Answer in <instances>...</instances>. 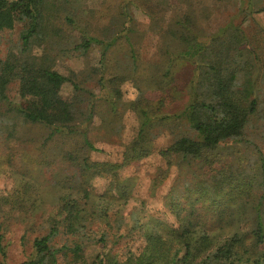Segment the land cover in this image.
<instances>
[{
    "label": "trees",
    "instance_id": "1",
    "mask_svg": "<svg viewBox=\"0 0 264 264\" xmlns=\"http://www.w3.org/2000/svg\"><path fill=\"white\" fill-rule=\"evenodd\" d=\"M48 4L47 0H0V34L13 29L16 22H24L21 36L22 49L26 51L31 39L41 31ZM219 32L209 42L192 33L182 34L188 46L179 56H190L196 66L186 91L179 90L176 83L177 58L173 57L167 63L164 59V72L159 77L151 73L143 81L148 83L136 85L141 92L129 103L122 102L123 93L118 87L123 76L107 79L104 60L95 68L101 91L96 94L78 81L76 74L64 75L13 53L0 58V134L6 123L7 128H12L5 130L6 136L15 137L21 122L48 130L42 146L60 137L77 141L49 156L52 160L60 157L73 170L64 177H46V184L34 175V171L44 172L46 163L35 162L25 154L23 165L18 167L17 155L11 154L8 147H0V168L19 178L12 192L0 193L1 253L5 252L3 234L9 229L8 222L14 220L24 227L20 228L24 230L22 238L33 235V254L20 264L87 263V243L96 241L106 247L110 234L114 233V241L119 242L134 231L141 241L136 249L126 248L125 242L115 252H98L88 263L264 264V151L255 141L261 128L255 122L260 119L264 123V55L249 41L243 28L229 25ZM103 43L98 37H88L75 42L72 49L85 54L94 44ZM110 47L103 46V59ZM136 57L134 52L133 72L139 73L141 64ZM86 73L85 80L93 75ZM126 76L138 84L142 81L133 73ZM15 79H19L20 86L11 97L10 85ZM67 83L73 87L72 98L62 95ZM184 93H189L187 104L172 110L167 104L169 97L179 99ZM100 99L108 102L116 114L119 101L137 111L139 129L121 161L90 157V151L100 150L90 139L88 127ZM84 100L89 101L87 107L81 104ZM11 117L14 119L10 123ZM170 122L184 124V132L179 131L166 147L154 148L153 140L160 127ZM152 155L160 157L167 167L151 177L153 191L172 168H179L174 183L177 185L165 196V205L176 217V225L154 215L142 217L146 203L142 199L138 200L139 209L128 214L129 219L124 213L126 206L137 200L134 188L138 179L137 174L125 169ZM99 176L106 179L101 193L93 185ZM179 185H184L178 189L181 193H177ZM50 194L54 195L56 212L44 219L42 233L34 234L36 225L31 214ZM99 224H105L107 229H101ZM113 228L115 232H109ZM120 230L124 231L119 233ZM63 236L64 242L58 244L56 240Z\"/></svg>",
    "mask_w": 264,
    "mask_h": 264
},
{
    "label": "rangeland",
    "instance_id": "2",
    "mask_svg": "<svg viewBox=\"0 0 264 264\" xmlns=\"http://www.w3.org/2000/svg\"><path fill=\"white\" fill-rule=\"evenodd\" d=\"M47 2L49 4L43 11L41 31L31 39L30 47L26 51L22 49L21 32L25 23L16 22L13 29H7L0 34V58H6L13 53L22 60H35L64 75L76 74L75 78L96 94H100L101 91L98 84L99 74L95 68L101 66L100 62L104 60L103 71L107 79L123 76L118 80V87L123 93L122 102L124 103L135 100L141 92L136 85L142 86L148 83L149 81H143L151 73L158 74L159 77L164 72V59L167 63V60L173 57L177 58L176 83L179 90L186 91L194 77L196 66L191 61L192 59H189L190 56H179V52L188 46L182 40L183 33H192L198 39L209 42L210 38L219 34L224 27L238 26L245 30L249 41L255 45L257 51L264 55V0H47ZM88 37H98L105 43L94 44L93 49L85 54L72 49L75 42H81ZM107 44L111 47L103 59L102 48ZM134 52L137 55V62L141 64L139 73L133 72ZM261 64L262 72H264V60ZM86 71L93 74L87 77V80H85ZM132 73L137 75L143 83L138 84L134 79L127 78L126 75ZM19 86V79L11 83L9 90L11 97H14ZM148 91L149 88L145 92L146 95ZM73 94L71 84H65L62 95L65 98H72ZM188 99L189 93H184L179 99L169 97L170 103L167 104L172 110H179L187 104ZM122 102L119 101L120 108L116 114L111 110L108 102L103 99L99 100L94 120L88 126L90 139L100 149L90 151L92 160L121 161L126 146L137 135L139 129L137 111L131 105H123ZM88 103L89 101L84 100L81 104L87 107ZM12 119L14 118L11 117L8 122L11 123ZM255 124L261 127L257 129L260 132L255 137V141L262 146L264 151V137H262L264 131H261L264 130V123L259 119ZM183 126L172 125L170 122L165 127H160V133L153 140L154 148L166 147L179 131L184 132ZM18 128L15 137H9L6 136L5 130L12 128L10 126L7 128L6 123H3L0 134V147H8L11 154L17 155L18 167L23 165L21 161H24L25 154L32 156L35 162L46 163V167L43 168L44 172L34 171L36 178L44 184L47 182L46 177L60 178V174L64 177L67 172L73 170V168H68V163L62 162L60 157L52 160L49 156L62 152L64 145V148H69V145L72 146L77 141L69 137L68 139L60 137L49 140L46 145L42 146L43 139L48 134L47 129L21 122ZM77 139L79 141V138ZM80 141L82 142V138ZM160 168H167L165 161L157 155H152L125 169L126 172L138 175L134 188L137 200H132L124 209L127 219H129L128 214L131 210L139 209L138 200L142 199L146 201L142 217L154 215L165 222L178 224L174 214L165 205V196L172 186L177 185L174 183L178 178L179 168L176 170L172 168L168 176L153 191L151 177L156 176ZM15 169L19 171L18 168ZM105 184L106 179L100 176L93 181L95 191L99 193L104 191ZM18 185V176L0 168V193L12 192ZM183 188L184 185H179L177 193H181L178 189ZM53 202L54 195L50 194L45 202L40 203V207L31 214L36 225L34 234H41L40 228L44 219L51 212H56L57 206ZM102 223L105 221L102 220ZM8 224L9 229L5 231L2 238L5 252H0V263L20 264L33 254L31 248L33 235L22 238L24 230L20 228H24L23 225L14 220H10ZM114 224L112 221V226ZM99 226L101 229H107L105 224H99ZM112 231L115 232V228L109 232ZM123 231L120 230L119 233ZM133 233V235L122 237L119 242L114 241L116 236H113L114 233L110 234L106 247L96 241L87 243L88 262L92 261L98 252L100 254L106 250L115 252L118 246L124 247L125 242L128 243L126 248L136 249L141 241L139 234L136 231ZM99 235L100 233L97 236ZM64 238L63 236L56 240L57 243L62 244ZM88 262L62 261L60 264H89Z\"/></svg>",
    "mask_w": 264,
    "mask_h": 264
}]
</instances>
